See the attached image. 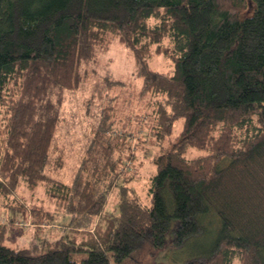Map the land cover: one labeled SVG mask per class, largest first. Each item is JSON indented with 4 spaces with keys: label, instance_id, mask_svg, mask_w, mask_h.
I'll use <instances>...</instances> for the list:
<instances>
[{
    "label": "trees",
    "instance_id": "1",
    "mask_svg": "<svg viewBox=\"0 0 264 264\" xmlns=\"http://www.w3.org/2000/svg\"><path fill=\"white\" fill-rule=\"evenodd\" d=\"M116 39L136 58L140 96L154 101L144 131L157 151L150 205L120 184L131 141L114 134L107 109L72 184L46 173L64 92ZM158 54L173 62L170 76L150 68ZM0 108V213L53 222V210L18 194L22 183L44 184L70 217L40 255L7 245L0 224V264L122 263L146 238L157 248L193 243L185 264H264V0H0ZM190 149L204 154L188 157ZM77 252L87 256L76 262Z\"/></svg>",
    "mask_w": 264,
    "mask_h": 264
},
{
    "label": "rangeland",
    "instance_id": "2",
    "mask_svg": "<svg viewBox=\"0 0 264 264\" xmlns=\"http://www.w3.org/2000/svg\"><path fill=\"white\" fill-rule=\"evenodd\" d=\"M165 45L170 46L167 41ZM149 66L168 76L174 72L173 62L164 54L153 57L149 61ZM81 71L87 72V78L81 86L64 92L60 122L51 145L50 163L46 168V173L55 180L72 184L73 179L80 173L81 164L87 157L95 129L102 119L101 112L107 109L106 112L111 114L114 121L116 130L114 134L126 136L131 141L133 157L126 162L125 179L127 183L121 181L120 184H126L134 189L140 200L150 205L147 190L150 178L157 172L153 163L157 151L152 146L156 145L153 138L148 137L147 132L144 134V131H148L147 127L150 122H147V111L154 107V101L149 96L141 97L139 94L143 79L136 58L126 46L116 39L109 49L99 50L95 61L83 63ZM114 80L121 81V84L111 83ZM6 117L5 108H0V154L6 143L4 141ZM183 125V119L175 121L172 136L169 138L171 142L180 136ZM165 146L170 145L167 143ZM201 154H204V151L190 149L186 156L196 158ZM58 160L62 161L61 166H58ZM81 175L83 179H86L89 177V172H81ZM19 186L18 194L21 201H27L31 207L37 204L38 207L43 205L53 210L55 220L36 223L32 212L28 213L25 220L21 213L8 219L9 210L1 207L0 224L6 226L7 231L4 242L13 247L29 249L31 255H40L48 248L49 242H54L55 239L61 237L70 217H66L57 201L47 194L46 185L41 184L34 190L28 189L23 183ZM117 191L119 190L115 187L110 192L107 211L116 208L119 198ZM0 203V206H3L2 200ZM22 221L26 224L23 225ZM173 223L175 220L172 221L174 226ZM211 240L208 237L206 245ZM196 251L198 247L193 243L183 248H175L167 241L163 248H157L153 246L149 238H146L138 249L122 263L116 262L112 255L109 259L111 264H185ZM86 256L85 252H77L72 257L74 261L80 262Z\"/></svg>",
    "mask_w": 264,
    "mask_h": 264
},
{
    "label": "clouds",
    "instance_id": "3",
    "mask_svg": "<svg viewBox=\"0 0 264 264\" xmlns=\"http://www.w3.org/2000/svg\"><path fill=\"white\" fill-rule=\"evenodd\" d=\"M233 264H238V261L235 258L233 259Z\"/></svg>",
    "mask_w": 264,
    "mask_h": 264
},
{
    "label": "built area",
    "instance_id": "4",
    "mask_svg": "<svg viewBox=\"0 0 264 264\" xmlns=\"http://www.w3.org/2000/svg\"><path fill=\"white\" fill-rule=\"evenodd\" d=\"M22 224L25 225L26 223L22 221Z\"/></svg>",
    "mask_w": 264,
    "mask_h": 264
}]
</instances>
